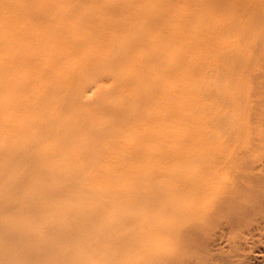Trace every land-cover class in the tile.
Instances as JSON below:
<instances>
[{"label":"bare ground","instance_id":"obj_1","mask_svg":"<svg viewBox=\"0 0 264 264\" xmlns=\"http://www.w3.org/2000/svg\"><path fill=\"white\" fill-rule=\"evenodd\" d=\"M38 2L0 35V264H264V0Z\"/></svg>","mask_w":264,"mask_h":264},{"label":"rangeland","instance_id":"obj_2","mask_svg":"<svg viewBox=\"0 0 264 264\" xmlns=\"http://www.w3.org/2000/svg\"><path fill=\"white\" fill-rule=\"evenodd\" d=\"M38 1H40V0H11V3H14V5H15V7L14 6H10V7H8L7 5H5V4H0V6L2 7L1 8V10H0V35H1V33H5V32H8L9 31V33H12L13 34V36L15 35V33H17V32H20L21 30V22L20 21H22L21 19L22 18H24V17H28V15H24V14H21V13H19V11L18 10H16V4H17V7L18 6H20V4H22V3H29V5L28 6H30L29 8H31L30 10H32V9H37L38 10V6H42ZM63 1V4H61V5H70V4H72V2H79L80 3V6H82L81 7V9H83V10H85L86 8H87V6H88V4H90V3H92V1L93 0H62ZM103 1H113V0H98V3H101V2H103ZM116 1H125V0H116ZM142 1V3H145V4H153V2L155 3L156 2V0H141ZM1 3V2H0ZM19 3V4H18ZM58 4H56V6H57ZM67 6L65 7V11L63 10V15H65V13H67L66 12V10L68 11V9H67ZM49 8H52V10L54 11L55 10V6H51V7H49ZM100 8H99V5H94L92 8H90V9H88L87 10V13H88V15H92V14H95L96 16H98V18H102L101 20H105L106 19V21H115V19L116 18H118V17H120V16H122V15H119V16H115V17H110V16H114V15H104V14H102V15H100V13H97V11L99 10ZM44 11V10H43ZM50 11V10H49ZM52 11V12H53ZM82 13H83V11H81L79 8H77V9H75V10H72V14H70V16L72 15L74 18H77V17H79V16H81L82 15ZM49 14V13H48ZM67 15V14H66ZM71 16V17H72ZM106 16V17H105ZM7 20H11V21H9V24H4ZM67 26V28H70V29H72L74 32H78V35L80 36V38L82 39V40H85L86 38H87V36L89 35V34H91V32H93V28H90L91 26H87V27H85L84 29L85 30H83V31H80L79 32V30H77L74 26V24L72 23V24H67L66 25ZM125 31H128V30H125ZM106 39H108L109 37H110V34L109 33H106V34H104L103 35ZM18 37V39H19V42L20 41H23L22 40V37L21 36H16V38ZM18 41V40H17ZM32 43H28V45L27 46H29V47H33L34 45H35V41H31ZM55 42V43H54ZM54 42H52L51 44L54 46V47H57L56 45H58V44H60L59 42H64V40H62V39H60V40H58V41H54ZM13 44V43H12ZM51 46V45H50ZM47 47V48H51V47ZM32 51H35L34 49H31ZM38 50H40V49H38ZM67 50V49H66ZM107 51V47H102V46H99L97 43H91L90 44V46H88V47H86L85 48V50H84V52H91V53H97V54H99L100 52L101 53H105ZM53 53V54H52ZM64 53H66L65 52V50H58L57 48H56V51L54 50L53 52H49V53H47L46 54V50H44V51H39V53L37 52V54L36 55H38V56H40V57H35L36 55L35 54H33L32 52H30V50L28 49V50H26V52H24L23 54L24 55H27V56H29V55H32V56H34L35 58H36V60H37V62H35V59H34V65H33V67H37V70L38 69H40V67L42 66H45V65H48V64H50L51 62H52V60H56V59H58L59 57H61V55H63ZM45 54H46V58H45ZM42 55H44V56H42ZM32 68V67H31ZM64 68V67H63ZM63 68H61V69H58V70H56L55 71V73L56 74H58V73H62L63 72ZM33 69V68H32ZM31 69V70H32ZM31 70H29L28 72H25V70L22 68H20L19 69V72L21 73L22 72V75H24L25 77H26V75H28L29 74V72H31ZM32 71H36V70H32ZM38 72V71H37ZM116 74H119L120 73V71L119 70H117L116 72H115ZM26 74V75H25ZM39 83L40 84H44V82H41V81H38L37 82V84L39 85ZM36 84V85H37ZM105 84V83H104ZM108 84V83H107ZM106 84V85H107ZM34 94H37V88L36 89H34V90H29L28 92H27V96H30V95H34ZM126 94H129V95H131V94H133V93H130V91H128ZM121 94L120 93H117V94H112V98H114L113 99V101L115 100V99H118L119 98V96H120ZM87 97H91L92 98V101H94V102H98V100H99V95H98V92H97V89L95 88V87H93V88H91L90 90H88L87 91ZM103 103V102H102ZM11 112V111H10ZM27 112H29V110H27L26 111V113ZM1 113V112H0ZM134 137V134L132 135L131 133H128V132H126V133H123V134H121L120 135V138H121V140H124V141H126V140H128V139H130V138H133ZM107 146L108 147H111V148H113V149H118V148H116L114 145H111L110 146V143H107ZM74 155V157H75V160H74V162L76 163V164H74L75 165V167H81V166H83L85 163H86V161H84L83 159H81V157H79L78 158V156H77V154L75 155V153L73 154ZM80 156V155H79ZM86 160H89V159H86ZM105 161L104 160H99L97 163L98 164H103ZM85 170H87V172L85 173V175H86V178L89 176L88 174H90V172H91V174L94 172H96V168H89V170L88 169H85ZM89 172V173H88Z\"/></svg>","mask_w":264,"mask_h":264}]
</instances>
